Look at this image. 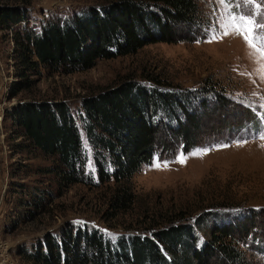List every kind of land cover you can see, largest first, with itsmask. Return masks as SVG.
<instances>
[{"label":"trees","instance_id":"16d2710c","mask_svg":"<svg viewBox=\"0 0 264 264\" xmlns=\"http://www.w3.org/2000/svg\"><path fill=\"white\" fill-rule=\"evenodd\" d=\"M30 10V0H0V29L12 30L17 80L11 97L31 86L43 70L86 69L97 59L133 53L152 42L199 39L210 25L197 0H91L72 14L45 17L38 28L30 23ZM229 112L235 117L224 130L263 127L256 112L212 84L191 90L156 74L125 76L83 95L77 115L80 124L65 99L28 97L5 109L16 135L26 142L22 146L49 158L50 164L42 170L52 173L58 192L76 182L105 183L113 212L131 208L132 175L157 150L173 144L187 151L215 142L222 123L232 117ZM212 116L217 125L209 127ZM80 125L91 147L94 174L85 169ZM214 128L217 131L204 141L203 131ZM52 191L31 190L27 203L34 206L28 207L29 214L36 213ZM232 208L225 204L209 208L192 219L169 214L167 220L141 230L114 234L67 220L30 246L19 247L18 254L28 264H252L248 250L264 253L260 217L264 210L240 206L228 210Z\"/></svg>","mask_w":264,"mask_h":264},{"label":"rangeland","instance_id":"374dc122","mask_svg":"<svg viewBox=\"0 0 264 264\" xmlns=\"http://www.w3.org/2000/svg\"><path fill=\"white\" fill-rule=\"evenodd\" d=\"M89 2L91 0H30V23H36L38 28L45 17L72 14ZM197 2L205 18L213 24L222 11L216 0ZM11 34L10 28L0 29V264H28L18 254V248L30 246L45 231H55L67 220L80 221L83 223L76 224L92 225L114 234L141 230L157 220H167L169 214L192 219L209 208H221L224 204L233 206L228 209L230 211L239 206L264 210V140L259 139L257 128L244 125L240 130H224L235 117L230 114L233 111L228 110L232 117L222 123L215 142L187 151L173 144L172 148L164 145L157 150L152 160L143 163L132 175L133 205L118 212L109 207L110 187L105 183L76 182L58 192L51 182L52 173L42 170L50 164L49 158L31 146H22L26 142L16 135L12 119L5 115V109L20 99H65L80 124L77 115L83 95L94 93L125 76L144 78L156 74L176 87L191 90L212 84L224 90L234 102L256 112L261 124L264 80L258 75L259 65L249 55L242 37L228 35L208 42V28L199 39L152 42L133 53L97 59L86 69L43 70L41 75L33 77L31 86L11 97V87L17 80L13 74ZM229 105L226 108H230ZM215 123V117L208 119L209 127ZM216 131L215 128L203 131L208 136L204 141ZM80 133L87 154L85 169L94 174L91 147L81 125ZM243 140L247 142L237 143ZM220 144L230 146L213 147ZM202 147H210L211 151L191 156L184 164L175 161L181 150L188 153ZM156 156L172 163L168 167H152ZM35 187L53 188L54 191L31 215L28 207L34 205H29L27 200L31 199L30 191ZM219 210L224 212L225 208ZM261 215L264 221V214ZM259 251H247L252 256V264H264V253Z\"/></svg>","mask_w":264,"mask_h":264},{"label":"snow or ice","instance_id":"6c2138e0","mask_svg":"<svg viewBox=\"0 0 264 264\" xmlns=\"http://www.w3.org/2000/svg\"><path fill=\"white\" fill-rule=\"evenodd\" d=\"M222 11L213 24H210L208 42L216 41L218 38L228 35H238L243 38L249 48V55L259 65L257 72L264 80V0H216ZM261 123L264 124V114H261ZM257 135L264 140V128ZM246 140L237 141L238 144L246 143ZM229 144L214 145L217 148L229 147ZM264 146V145H262ZM210 147L193 149L188 153L182 150L176 156L175 161L181 164L194 155L207 154ZM172 161H161L159 156L154 157L152 167H168ZM76 223H83L77 221ZM107 231V230H105Z\"/></svg>","mask_w":264,"mask_h":264},{"label":"built area","instance_id":"2783aa9c","mask_svg":"<svg viewBox=\"0 0 264 264\" xmlns=\"http://www.w3.org/2000/svg\"><path fill=\"white\" fill-rule=\"evenodd\" d=\"M1 119V118H0Z\"/></svg>","mask_w":264,"mask_h":264}]
</instances>
